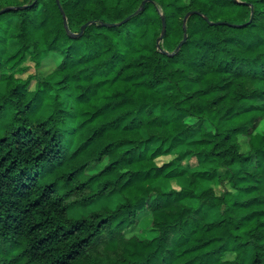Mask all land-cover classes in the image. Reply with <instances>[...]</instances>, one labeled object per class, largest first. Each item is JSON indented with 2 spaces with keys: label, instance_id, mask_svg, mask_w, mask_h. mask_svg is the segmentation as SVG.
Returning a JSON list of instances; mask_svg holds the SVG:
<instances>
[{
  "label": "trees",
  "instance_id": "1",
  "mask_svg": "<svg viewBox=\"0 0 264 264\" xmlns=\"http://www.w3.org/2000/svg\"><path fill=\"white\" fill-rule=\"evenodd\" d=\"M0 264H264V0H0Z\"/></svg>",
  "mask_w": 264,
  "mask_h": 264
},
{
  "label": "rangeland",
  "instance_id": "2",
  "mask_svg": "<svg viewBox=\"0 0 264 264\" xmlns=\"http://www.w3.org/2000/svg\"><path fill=\"white\" fill-rule=\"evenodd\" d=\"M144 42H147V43H149V44H152L153 43V38L152 37H150V38H148V39H146V40H144ZM181 43V42H180ZM184 46V45H183ZM182 46V47H183ZM23 68H24V72H18L17 73V78L18 79H20V80H26L27 78H29L30 76H35V75H37L38 74V70L36 69V67H35V64L34 63H32L30 60L29 61H27L24 65H23ZM53 67L51 66V67H46V68H44V70H42L41 72H45V71H48V70H51ZM34 83H35V81L33 82L32 81V83H31V89L33 90L34 89ZM177 154H175V155H169V156H165V157H162L161 159H160V163H165V162H168V161H170L171 159H173L175 156H176ZM183 163L185 164V165H190L191 167L192 166H195V165H197V159L196 158H188V159H185L184 161H183ZM213 185L215 186V188H218V185L217 184H214L213 183ZM174 187H176V188H180V186H178V184H174ZM104 202H102L101 204H97L95 207H93V208H90V209H81V208H78V209H75V210H72L70 213H69V215L71 216V217H74V218H81V217H83V216H85V215H87V214H89V212H90V210H94V209H97V208H99V207H101V206H106L107 204H110V206H114V205H116L117 203H118V199H105V200H103ZM210 220H212V218H210Z\"/></svg>",
  "mask_w": 264,
  "mask_h": 264
},
{
  "label": "water",
  "instance_id": "3",
  "mask_svg": "<svg viewBox=\"0 0 264 264\" xmlns=\"http://www.w3.org/2000/svg\"><path fill=\"white\" fill-rule=\"evenodd\" d=\"M4 11H5V10H4ZM4 11H2L1 13H3ZM189 16H190V14L187 16V18H188ZM187 18H186V20H187ZM129 20H130V17L127 18V19H125V20L122 21L121 23H118V24H111V25L109 24V25H107V26H119V25H122V24L128 22ZM233 26H234V27H241V25H240V26H239V25H233ZM85 27H86V26H84V27L82 28V30H84ZM165 28H166V21H165V19H163V29L165 30ZM164 37H165V31L162 32L160 38H159L158 41H157V46H158V47L161 46V43L163 42ZM186 40H187V35L184 37V39H183V40L181 41V43L178 45V47H177V51H179V50L182 48V46L185 44Z\"/></svg>",
  "mask_w": 264,
  "mask_h": 264
}]
</instances>
